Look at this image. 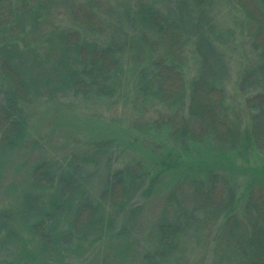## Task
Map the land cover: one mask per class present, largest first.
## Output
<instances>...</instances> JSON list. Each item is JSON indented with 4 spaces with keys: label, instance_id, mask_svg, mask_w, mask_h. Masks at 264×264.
<instances>
[{
    "label": "trees",
    "instance_id": "trees-1",
    "mask_svg": "<svg viewBox=\"0 0 264 264\" xmlns=\"http://www.w3.org/2000/svg\"><path fill=\"white\" fill-rule=\"evenodd\" d=\"M102 3L0 0V155L23 150L28 157L29 104L68 94L111 100L129 85V76L140 97L165 109L148 126L165 130L171 148L156 154L146 147V160H128L115 168L122 146L95 137L74 147L54 171L43 162L33 164L30 190L23 195L27 217L19 225L32 233L35 249L25 245L14 218L2 210L0 233L19 249L0 264L59 263L70 251L77 255L94 242L130 234L129 224L143 212L138 197H151L164 182L165 200L175 209L157 220V249L144 256L145 264L165 260L190 224L209 227L217 248L234 252L237 264H264V169L242 167L243 187L231 176L240 170L237 160L264 154V0H240L246 14L257 18L251 40L259 46L250 75L240 72L241 87L252 75L260 78L258 91L244 98V114L226 105L225 90L204 58L188 80L185 59L179 56L184 47L177 42L182 39L179 28L155 2L139 0L113 17ZM189 4L197 9L198 25L210 22L206 0ZM157 144L158 150L164 147ZM87 167L104 168L95 197L82 178ZM75 237L79 242L73 249L59 251L58 242Z\"/></svg>",
    "mask_w": 264,
    "mask_h": 264
},
{
    "label": "rangeland",
    "instance_id": "rangeland-1",
    "mask_svg": "<svg viewBox=\"0 0 264 264\" xmlns=\"http://www.w3.org/2000/svg\"><path fill=\"white\" fill-rule=\"evenodd\" d=\"M138 1L104 0L102 5L106 15L109 13L110 17H113L116 10L134 6ZM148 1L155 2L162 12L170 14V18L179 28L182 39L177 42L184 44L179 56L185 59L182 69L186 72L188 80L196 75L195 65L204 58L207 67L225 90L226 105L238 110L241 108L244 114L246 110L244 98L258 91L256 86L260 79H254L255 76L252 75L248 77L249 80L243 87L239 84L242 69L246 71L245 75H250L247 73L258 59V43L251 40L253 30L258 25L257 18L246 14L240 0H206V6H203L210 22L207 21L208 23L202 26L198 25L199 14L195 13L197 9L194 10L190 6V0ZM107 2L111 6L106 5ZM110 7L114 9L113 12L109 11ZM260 10L264 12V6ZM66 17L68 18L67 14ZM66 17L63 18L68 21ZM158 50L163 52L161 49ZM129 75L131 74L127 76ZM129 78V85H123L120 92L111 100L74 97L68 94L47 103L44 100H36L25 107L28 118L25 140L32 149L27 152L28 157H23V150L0 155V211H8L14 218L19 235L29 249L35 244L34 237L32 233L23 230L19 225L21 223L19 219L27 217L22 213L23 195L30 190L33 164L43 162L54 171L55 166H61L66 162L74 147L77 148L79 145L84 147L95 137L112 139L113 147L115 144L122 146V156L114 163L115 168L128 160H146L147 148L156 154L163 149L171 148V144L164 138L165 130H157L153 125L148 126L160 111L166 112L165 109L160 103L155 105L153 101L140 97L131 84L132 76ZM241 114L240 117L243 116ZM157 143L163 144L164 147L158 150ZM115 148L117 150V146ZM237 163L240 170H235L236 172L232 170L231 176L236 180L237 186L240 184L238 187H243L246 178L241 175V168L264 169V154L256 153L246 162L237 160ZM82 178L87 183L90 196L95 197L104 181V168L87 167L82 172ZM164 178L168 180L167 177ZM164 184L165 182L159 184L151 197L147 199L138 197L137 201L142 204L143 212L135 222L129 224L130 234L94 242L77 255L70 251L67 260L52 264H145L144 256L157 249V234L154 230L157 220L162 213L171 215L175 207L165 200L167 191ZM208 230L209 227L190 224L185 233L179 235L173 251L159 264H237L234 252L224 247L217 248L214 244V234ZM0 231L3 232V225ZM3 235L0 233V260L7 261L16 257L19 248L17 244L10 242V238L4 239ZM77 242H79L77 238L69 243L58 242L57 247L61 252L63 249H73ZM35 259L39 260L38 257Z\"/></svg>",
    "mask_w": 264,
    "mask_h": 264
}]
</instances>
